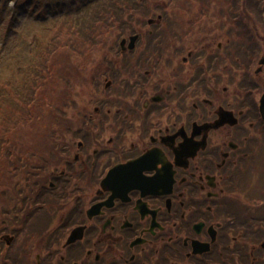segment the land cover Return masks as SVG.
<instances>
[{
	"label": "flooded vegetation",
	"instance_id": "1",
	"mask_svg": "<svg viewBox=\"0 0 264 264\" xmlns=\"http://www.w3.org/2000/svg\"><path fill=\"white\" fill-rule=\"evenodd\" d=\"M167 2L99 45L34 196L15 216L4 200L3 260L26 229L34 264H264V199L247 181L264 172L262 96L249 63L234 76L232 49L213 46L230 8Z\"/></svg>",
	"mask_w": 264,
	"mask_h": 264
},
{
	"label": "trees",
	"instance_id": "2",
	"mask_svg": "<svg viewBox=\"0 0 264 264\" xmlns=\"http://www.w3.org/2000/svg\"><path fill=\"white\" fill-rule=\"evenodd\" d=\"M8 1L4 0L5 6ZM247 5L253 11H250V14L244 13L238 21L245 19L248 15L255 26L264 27V20L256 12L258 4L248 2ZM75 10L77 15L65 18H69L67 22L54 27L44 40L35 35L31 41L33 49L27 57L23 58L21 54L23 41L29 38L18 30V33L16 32L18 44L15 43L5 53L7 55L5 59L11 58L15 61L11 63L12 66L8 65L9 72L5 74L0 72V111L4 110L3 112L6 113V108L9 106L7 99H16L15 105H12L10 109H13L17 116L12 118L9 116L5 126L0 121V214L5 200L4 194L5 196L8 194L6 189L10 183L13 167L16 165L13 163L11 168L8 167L6 159L17 154L15 151L18 149L15 147L23 143L28 136H33L40 142L39 148L37 146L32 148L39 154L44 148L54 147L49 144V142L54 144L55 139H58L59 130L53 127L54 122H66L63 108L77 106L80 102L79 90L82 86L89 84L87 80L89 63L98 52L100 44L111 42L113 27H117L120 23L115 13L103 8L100 3H92L88 6L82 3ZM16 18L17 16L10 12L7 16L1 15L2 36L16 22ZM239 33L242 34L238 35L239 48L235 55L236 62L243 51V46H250L243 42L245 34ZM248 34L255 44L254 47H257L253 30H249ZM251 49L254 50L252 47ZM255 51L258 55L259 51L256 48ZM42 142H45L43 146H41ZM11 198L19 202L22 196L20 198L14 191L9 200H6L11 202Z\"/></svg>",
	"mask_w": 264,
	"mask_h": 264
},
{
	"label": "rangeland",
	"instance_id": "3",
	"mask_svg": "<svg viewBox=\"0 0 264 264\" xmlns=\"http://www.w3.org/2000/svg\"><path fill=\"white\" fill-rule=\"evenodd\" d=\"M88 1L89 0H18L17 4V0H9L7 5L5 6L4 0H0V55L2 56V58L0 59V72H4V74L7 71L9 72L10 68H8V65L10 64L12 66L13 62L15 61V59H13L12 61L11 58L5 59L7 57L5 53L10 50L15 45V43L18 44V41H16L17 30L18 32H23L24 35L26 34L25 36L29 38V40L25 39V41H23L24 45L21 57L25 58L30 54V51L33 49L31 41L35 38V35L40 36V39L44 40L45 37H47L46 35L51 32L54 27L61 25L63 22H67L69 18H65L77 15L75 8L78 5ZM216 1L219 6L222 5L224 11L227 8H230L228 10L229 12H231L230 15H232L233 22L229 23L228 25V27L232 30V35H229L228 33L223 34V32L219 31L218 34H215V36L217 35V38L214 41L213 46L216 47L218 42H222L224 46V52H227V49H232V64L234 65L233 74L234 76H236L242 73L241 69L243 67L241 65H237V62L235 61V55L237 54V49L239 48L238 35L242 34L239 32H243V35L245 34L243 42L250 44V46H243V51L240 53V57H238L236 60L242 63L245 61L249 63V90H253L254 92H256V97L259 101L260 97L264 93V86L262 87V85L264 84V70L260 75H257L256 69L259 67V62L264 56V27L255 26V23L252 21V19L248 17V15L247 17H245V19L240 21H238L237 16L244 15V13L250 14V11H253L250 10L249 5H247L248 2H250L252 4H258V6L256 7V12L259 14V16L261 15V18L264 20V0H223L222 3H219V0ZM95 2V4L100 3L103 8L105 7L113 11L118 21L123 22L121 25L123 26L124 24L127 27H130L129 22L130 20H132L133 16L135 18L137 11L141 12L143 16L148 12H162L164 10V4L166 2L170 6H166V8H168V11H178L182 10V5H192L190 0H176L174 2L171 0H144L141 2L133 3L132 10L130 8V5H132V3L130 4V2L124 0H116V2H112V0H95ZM197 5L202 10L209 11V9H207L209 8V3L207 2V0H201V4H196V6ZM140 6H143V8H140ZM142 9L143 11H141ZM211 9L213 10L212 7ZM216 11L217 8L215 7L213 13L214 16L217 15ZM9 12L11 14H15L17 16V20L15 19L16 22L13 23L12 27L9 28V30H7V32L2 36L3 22L1 21V15L7 16ZM218 15H220V12ZM139 20L142 22L143 18L141 17L139 18ZM251 29L253 30L254 35L256 37L257 47H254L255 44L252 42L248 34L249 30ZM229 37H232L230 41L231 44H228V39H230ZM208 42L205 41L204 45H201L203 47H208ZM251 47L254 48V50L251 49ZM255 48L259 51L258 55L257 53L255 54ZM254 56H256V58H253ZM236 83L237 82H234V84ZM81 90H83V88H80V91ZM83 94L84 96L82 94L80 96L81 100L87 98L88 96L87 92H83ZM15 100L16 99L12 98L7 99V101H9V106H7L6 108V113L3 112L4 110L0 111V121L1 124H3L4 126L6 120L8 119L9 121V116H11V118L13 116H17V114L13 112V109H10L12 105H15ZM36 139L37 138H34L33 136L26 137L23 143H20L18 146L15 147L16 149H18V151H15L17 154L12 155L6 159V164L10 168L13 163H16L11 173L9 186L6 189L8 194L7 196H5L4 194V197L7 200H9V198L11 197V193L14 194V191L18 193L20 198L22 196V200L24 202H28L34 196V193L29 188L30 186H28L27 188V183L29 184L30 181L33 180L37 174L41 173L40 168L43 164L46 163L44 159L40 158L41 155L38 153V151L32 149L33 147L37 146V148H39L40 146V142H38ZM262 140L264 141V136L262 137ZM43 143L45 142H42L41 146H43ZM49 144L54 145L51 142H49ZM44 149L53 150L52 147ZM60 150L61 147L59 151ZM258 171L259 170H257L256 175L259 176L256 177V179L247 178L249 185L248 190H250L251 192H253V190H258L259 193L255 195L259 196V198L261 199H264V172L262 171L260 173V171ZM22 200L20 201L23 202ZM20 201L17 202L14 198H11V202L8 201V209L11 212L10 214H13L14 216L17 213L19 214ZM247 211L248 210H246L245 212ZM1 218L2 213L0 214V234L2 232L1 230L3 227L1 225ZM21 223V220H19L20 225ZM25 232L26 229L19 237V245L17 246L16 250H11L5 260H3V257L1 256V253L3 252L0 251V264H34L35 254L33 252V249L30 248L31 244L28 240V236L24 235Z\"/></svg>",
	"mask_w": 264,
	"mask_h": 264
},
{
	"label": "water",
	"instance_id": "4",
	"mask_svg": "<svg viewBox=\"0 0 264 264\" xmlns=\"http://www.w3.org/2000/svg\"><path fill=\"white\" fill-rule=\"evenodd\" d=\"M262 62H264V60H263ZM261 110H262V112H263V114H264V95H263V97H262V99H261ZM263 245H264V244H263Z\"/></svg>",
	"mask_w": 264,
	"mask_h": 264
}]
</instances>
